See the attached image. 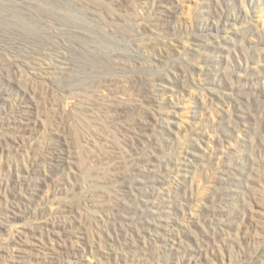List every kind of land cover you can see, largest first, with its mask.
Returning <instances> with one entry per match:
<instances>
[{
    "label": "rangeland",
    "instance_id": "374dc122",
    "mask_svg": "<svg viewBox=\"0 0 264 264\" xmlns=\"http://www.w3.org/2000/svg\"><path fill=\"white\" fill-rule=\"evenodd\" d=\"M0 264H264V0H0Z\"/></svg>",
    "mask_w": 264,
    "mask_h": 264
}]
</instances>
